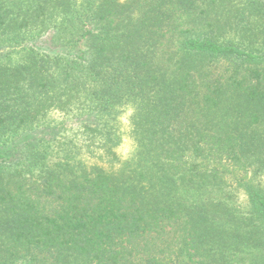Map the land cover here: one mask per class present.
<instances>
[{
	"label": "trees",
	"instance_id": "obj_1",
	"mask_svg": "<svg viewBox=\"0 0 264 264\" xmlns=\"http://www.w3.org/2000/svg\"><path fill=\"white\" fill-rule=\"evenodd\" d=\"M0 264H264V0H0Z\"/></svg>",
	"mask_w": 264,
	"mask_h": 264
},
{
	"label": "rangeland",
	"instance_id": "obj_2",
	"mask_svg": "<svg viewBox=\"0 0 264 264\" xmlns=\"http://www.w3.org/2000/svg\"><path fill=\"white\" fill-rule=\"evenodd\" d=\"M128 115L129 113L125 114L123 116V126L121 127V129L123 131H126L127 130V127H126V124H127V120H128ZM132 153V145H131V142L130 140H127V144L126 146H124L123 148H121V152H120V155L122 157V159H126V158H129V156L131 155Z\"/></svg>",
	"mask_w": 264,
	"mask_h": 264
}]
</instances>
